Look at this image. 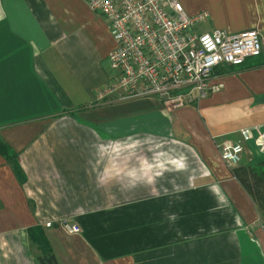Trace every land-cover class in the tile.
Wrapping results in <instances>:
<instances>
[{
	"label": "crops",
	"instance_id": "1",
	"mask_svg": "<svg viewBox=\"0 0 264 264\" xmlns=\"http://www.w3.org/2000/svg\"><path fill=\"white\" fill-rule=\"evenodd\" d=\"M176 1L208 15L197 35L264 38V0ZM113 49L83 0H0V264H264V207L241 184L264 153L244 144L238 178L217 149L264 134V59L217 67L219 91L172 109L100 98Z\"/></svg>",
	"mask_w": 264,
	"mask_h": 264
},
{
	"label": "built area",
	"instance_id": "2",
	"mask_svg": "<svg viewBox=\"0 0 264 264\" xmlns=\"http://www.w3.org/2000/svg\"><path fill=\"white\" fill-rule=\"evenodd\" d=\"M83 1L107 21L114 42L107 56L113 76L100 98L157 97L177 109L194 98L203 99L220 90V86L210 84L217 67H239L248 58L264 59V38L257 31L197 35L195 27L208 15L188 16L176 0ZM253 130L240 129L241 142L224 140L217 145L227 169L240 163L244 144L264 153V134L254 137ZM51 225L46 223V228ZM59 229L65 235L81 232L68 221H60Z\"/></svg>",
	"mask_w": 264,
	"mask_h": 264
},
{
	"label": "trees",
	"instance_id": "3",
	"mask_svg": "<svg viewBox=\"0 0 264 264\" xmlns=\"http://www.w3.org/2000/svg\"><path fill=\"white\" fill-rule=\"evenodd\" d=\"M1 147H2V144L0 143V148ZM231 172H232V175L234 177L240 178L242 176L240 173L241 171L239 169H233ZM246 172H247V179H244L241 184L242 185L245 184L246 186L245 185L244 186L247 187L246 190L250 193L252 191H254V189H255L253 196L258 201L260 207H262L261 206L262 203L259 202V196L264 201V193H263L261 186H260L264 181V163H259V164H256L254 166H251L246 170ZM246 172L242 171V174H246ZM16 173H18V170H16ZM249 183H251V189L248 188ZM28 237H29L30 241L32 243L36 244L42 252H48L47 251L48 246L46 245V241L44 239L43 232L40 228L34 227V228L30 229L28 231ZM38 260L41 264H57L55 259L53 258V256L48 254V253L43 254Z\"/></svg>",
	"mask_w": 264,
	"mask_h": 264
},
{
	"label": "rangeland",
	"instance_id": "4",
	"mask_svg": "<svg viewBox=\"0 0 264 264\" xmlns=\"http://www.w3.org/2000/svg\"><path fill=\"white\" fill-rule=\"evenodd\" d=\"M106 62H107V61H106ZM103 67L105 68L106 72H107L109 75H113V72H112V70L110 69V67L108 66V64L105 65V62H103ZM237 166H238V165L234 166V167L231 168V169L233 170V169H235V167H237ZM231 169H230V170H231ZM245 186H246V185H245ZM248 186H249V188L251 189V183H249ZM260 186H261V189H262V191H263V193H264V181H263V183H262ZM246 188H247V187H245V189H246ZM254 192H255V189H254V191H252V192L250 193V197L252 198V200H254V199L256 200V198L253 196V193H254ZM251 194H252V195H251ZM253 198H254V199H253ZM255 200H254V201H255ZM256 201H257V200H256ZM257 202H258V201H257ZM259 202L262 203L263 205L261 204V206L264 207V201L262 200V198H261L260 196H259Z\"/></svg>",
	"mask_w": 264,
	"mask_h": 264
}]
</instances>
